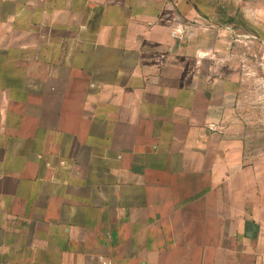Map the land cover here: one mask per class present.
<instances>
[{
	"label": "crops",
	"instance_id": "obj_1",
	"mask_svg": "<svg viewBox=\"0 0 264 264\" xmlns=\"http://www.w3.org/2000/svg\"><path fill=\"white\" fill-rule=\"evenodd\" d=\"M246 27L264 0H0V264H264Z\"/></svg>",
	"mask_w": 264,
	"mask_h": 264
},
{
	"label": "rangeland",
	"instance_id": "obj_2",
	"mask_svg": "<svg viewBox=\"0 0 264 264\" xmlns=\"http://www.w3.org/2000/svg\"><path fill=\"white\" fill-rule=\"evenodd\" d=\"M262 33H264V27L260 29ZM241 33H245L246 36H243L241 38L242 42H236L234 43L233 50L236 51L237 55H239V52H246L247 55L245 57L247 60L245 61L248 70L246 71V74L244 76L245 82L247 85V91H249V85L253 84L254 82H257L261 79V81L264 83V73L262 75L257 74L255 72L254 67L257 65V59L255 55H257L259 52L264 51V48L260 46V42L255 39L254 35L258 34L254 32V29L252 27H246L240 30ZM250 35V36H249ZM249 36V37H248ZM264 67V65H263ZM252 91V89H251ZM261 96H262V105L261 108V114H264V88L261 90ZM261 127H264V122L260 124Z\"/></svg>",
	"mask_w": 264,
	"mask_h": 264
}]
</instances>
